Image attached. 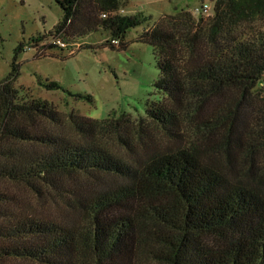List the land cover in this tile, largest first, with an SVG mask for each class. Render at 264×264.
Here are the masks:
<instances>
[{"label": "trees", "instance_id": "16d2710c", "mask_svg": "<svg viewBox=\"0 0 264 264\" xmlns=\"http://www.w3.org/2000/svg\"><path fill=\"white\" fill-rule=\"evenodd\" d=\"M56 1L62 19L30 39L37 46L45 42L41 55L53 47L78 50L101 28L109 33L105 45L123 49L128 29L150 19L121 13L124 0ZM213 1L214 13L165 14L138 36L153 47L161 70L155 85L167 96L147 103V118L114 111L100 120L72 111L73 128L81 135L117 133L122 142L149 123L170 136L185 125L220 128L229 147L244 139L238 120L243 106L262 117L247 133L264 152V0ZM257 20L262 25L245 30ZM24 47L17 46L12 71L0 81V181L22 182L37 193L61 189L65 176L82 173L113 174L125 182L91 197L69 196L82 212L72 224L17 213L9 206L13 195L0 186V264H264L261 188L232 180L203 158L205 147L195 142L157 150L137 168L102 143L54 132L48 124L62 123L63 114L53 102L19 99L16 60ZM45 85L63 88L57 81ZM230 91L233 103L224 101L211 117L210 101Z\"/></svg>", "mask_w": 264, "mask_h": 264}, {"label": "rangeland", "instance_id": "374dc122", "mask_svg": "<svg viewBox=\"0 0 264 264\" xmlns=\"http://www.w3.org/2000/svg\"><path fill=\"white\" fill-rule=\"evenodd\" d=\"M203 3H209L211 7L208 12L214 13L213 0H124L121 13H142L150 17L144 24L128 29L126 48L113 49L105 45L109 33L101 28L86 36L82 41L83 47H78V50L53 47L41 55L45 42L37 46L30 39L33 35L53 29L63 17L61 6L56 0H0V81L11 73L15 50L23 42L25 47L16 60L20 65V74L15 81L19 99L35 97L53 102L63 114L62 123L48 124L54 132L81 142L94 140L102 143L117 158L137 168L142 167L157 150L195 142L205 147L203 158L232 180L255 185L264 191V152L258 150V142L247 133L252 130V125L262 124L261 115L253 109L240 106L239 130L242 129L244 139L231 143L229 147L224 146L226 141L220 128L195 131L185 125L178 136H170L149 123L136 135H125L128 141L122 142L113 132L81 135L71 123L69 114L72 111L100 120L114 111L117 116L126 111L131 112L133 118H147V103L165 100L167 96L155 85L161 70L153 47L139 41L138 36L165 14L188 10L198 18L200 13L196 9ZM250 24L246 26V31L250 27H259L262 22L257 20ZM47 81H57L63 88L50 89L45 85ZM69 91L89 94L92 100L71 95ZM233 99L231 91L215 96L210 101V116L216 115L214 112L224 101ZM63 182L65 187L44 189L42 193H37L22 182L5 180L0 181V186L13 195L9 206L17 213L72 224L82 218V212L70 205L71 199L91 197L96 192L125 182V178L106 173H82L65 176ZM5 264L38 263L11 260ZM141 264L157 263L142 259Z\"/></svg>", "mask_w": 264, "mask_h": 264}, {"label": "built area", "instance_id": "2783aa9c", "mask_svg": "<svg viewBox=\"0 0 264 264\" xmlns=\"http://www.w3.org/2000/svg\"><path fill=\"white\" fill-rule=\"evenodd\" d=\"M210 7H211V5L209 3H203L201 6H199L196 9V12H199L200 14H210L208 12V10L210 9Z\"/></svg>", "mask_w": 264, "mask_h": 264}]
</instances>
